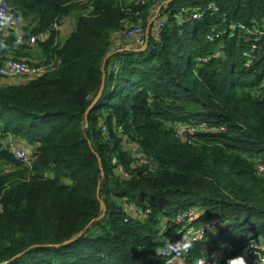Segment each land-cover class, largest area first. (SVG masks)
Listing matches in <instances>:
<instances>
[{"label": "trees", "instance_id": "obj_1", "mask_svg": "<svg viewBox=\"0 0 264 264\" xmlns=\"http://www.w3.org/2000/svg\"><path fill=\"white\" fill-rule=\"evenodd\" d=\"M0 1L21 18L25 38L49 32L36 45L47 69L0 82V264H167L156 250L181 239L173 219L188 208L222 224L191 242L188 264L221 236L234 251L218 264L236 256L250 264L238 251L264 240L256 167L264 162V0H158L161 38L150 30L155 20L143 51L117 36L129 24L146 28L149 1ZM66 16L75 23L60 42L53 24ZM27 49L0 22V62ZM175 121L202 130L187 143L168 126ZM8 135L31 152L30 168L8 152ZM128 142L153 167L139 164ZM100 201L106 213L96 221Z\"/></svg>", "mask_w": 264, "mask_h": 264}, {"label": "built area", "instance_id": "obj_2", "mask_svg": "<svg viewBox=\"0 0 264 264\" xmlns=\"http://www.w3.org/2000/svg\"><path fill=\"white\" fill-rule=\"evenodd\" d=\"M151 2V4L155 5L156 8L151 12V18L156 20L155 26L151 28L155 41H159L161 38L162 28L164 27V19L165 17L159 16V9L161 4L159 5L158 0H138L140 4H145L146 2ZM194 18H199L201 13L198 11H193L191 16ZM153 21V22H154ZM0 22L3 24L4 28L11 32L15 37L16 41L20 43H24L29 48H34L38 42H43L48 39L49 32L30 35L25 38V33L22 30V21L21 18L11 10L4 2L0 1ZM53 29H58V24H53ZM146 40V28L141 26L140 24H129L126 29L117 36V41L120 44L129 46V44L133 45L135 48L141 47ZM129 48V47H125ZM218 54V53H217ZM215 54V55H217ZM202 60V59H201ZM206 61V59H203ZM118 63L114 61L113 68L117 69ZM47 69L45 65L40 63H32L27 59L23 58H8L4 61L0 62V82L5 81L9 82L11 79H24L35 77ZM168 126L173 130L174 135L180 139L181 141H185L187 143H191V140H195L197 135L202 130L198 126L191 125H183L181 122H169ZM181 126H185L184 128H180ZM189 126V127H188ZM118 131L122 133V129L118 128ZM102 132L105 133L106 129L102 128ZM8 152L12 155L13 159L17 161L20 165L30 168L33 163V157L31 152L28 149H25L21 145H17L12 140H8ZM126 144V142H125ZM127 148L134 155L137 162L141 165H149L153 167L154 162L152 158L144 154L135 142H128ZM116 159H113L115 162ZM259 173H264V162L258 163L256 165ZM126 176V174H123ZM1 208V205H0ZM146 211L149 212L147 209ZM183 214V215H182ZM200 212L195 208L186 209L181 214H178L174 217V222L177 224H181L183 226V235H187L189 237L190 242H195L200 239H204L206 236L215 235L218 233L220 224H216L215 222H201ZM189 230V231H188ZM189 232V233H188ZM174 243V242H170ZM217 250H223L224 248L229 247L226 251L216 253L214 251L216 249L213 248L206 256L198 257L194 264H218L221 262L226 254H230V252L234 251L233 246L229 244V240L224 241V243H220ZM160 248V247H159ZM157 248V254L162 257H167V262L169 264H179L180 262H186V255L189 251H181L179 249H167V252L161 253ZM176 252L179 254L176 255ZM238 253H242L245 255L246 259L250 264H264V240L260 237L250 238L245 247L238 251ZM182 260V261H180Z\"/></svg>", "mask_w": 264, "mask_h": 264}, {"label": "water", "instance_id": "obj_3", "mask_svg": "<svg viewBox=\"0 0 264 264\" xmlns=\"http://www.w3.org/2000/svg\"><path fill=\"white\" fill-rule=\"evenodd\" d=\"M173 0H165L162 4H168L169 2H171ZM154 21V19H150L147 26H146V40H145V43L139 47V48H135V50L137 51H143L147 48L148 46V33H149V26L151 25V23ZM112 53H109L106 55V57L104 58V61H103V65H102V79H101V85H100V88L97 92V95L94 97V99L92 100V102L90 103V105L87 107L86 111H85V118L87 119V116L89 114V112L92 110V108L95 106V104L97 103V101L99 100L101 94H102V91H103V88H104V82H105V72H104V64H105V61L106 59L111 55ZM101 174H103V171L101 170ZM100 210H101V213L98 217L95 218V220H100L104 217L105 213H106V206L104 204L103 201H100ZM83 231H81L80 233H78L74 238L70 239V240H67L65 241L63 244H68V243H71L73 242L74 240H76L79 236H81ZM55 246H59V244H56ZM25 252V251H24ZM18 253L16 254L11 260L13 261L14 259H17L19 258L21 255H23V253ZM10 260V261H11Z\"/></svg>", "mask_w": 264, "mask_h": 264}, {"label": "crops", "instance_id": "obj_4", "mask_svg": "<svg viewBox=\"0 0 264 264\" xmlns=\"http://www.w3.org/2000/svg\"><path fill=\"white\" fill-rule=\"evenodd\" d=\"M74 23H75V19L72 16H66L63 18L58 28V36H57L58 41L60 42L63 41L71 33L74 27ZM23 25H25V23H23ZM18 55L21 56V58H26L27 60L36 63H39L43 59L42 51L38 46L20 52ZM18 81H19L18 79L9 80V82L11 83L13 82L17 83ZM19 142L21 144H24L22 140L21 141L19 140ZM179 264H183V262H180Z\"/></svg>", "mask_w": 264, "mask_h": 264}, {"label": "clouds", "instance_id": "obj_5", "mask_svg": "<svg viewBox=\"0 0 264 264\" xmlns=\"http://www.w3.org/2000/svg\"><path fill=\"white\" fill-rule=\"evenodd\" d=\"M221 237H218L217 241H219V239ZM168 247L173 249V250L179 249L181 251H187L189 248L192 247V244H191V242L189 240V237L187 235H182L181 239L179 241H177L176 243H174V244L173 243H168ZM165 258H166V262H167L168 258L167 257H165ZM167 264H169V263L167 262ZM183 264H188L187 263V257H186V262L183 261ZM227 264H246V261H245L243 256H236L235 258L229 259Z\"/></svg>", "mask_w": 264, "mask_h": 264}, {"label": "rangeland", "instance_id": "obj_6", "mask_svg": "<svg viewBox=\"0 0 264 264\" xmlns=\"http://www.w3.org/2000/svg\"><path fill=\"white\" fill-rule=\"evenodd\" d=\"M73 18H74V16H72ZM62 42V41H61ZM182 123V122H181ZM183 125H186V124H184V123H182ZM185 126H181L180 128H184ZM189 127V126H188ZM5 140H6V142L8 141V140H12V141H14V139L11 137V136H7L6 138H5ZM4 140V141H5ZM193 207H195V206H193ZM189 209H191V208H189ZM186 210V209H185ZM185 210H182V211H178L177 213L178 214H181L183 211H185ZM145 212H147L148 213V211H145ZM183 215V214H182ZM159 217H161V219L165 222V220H164V215H161V216H159ZM212 217H214V216H212ZM206 222H215L216 224H220L221 222H220V220L218 219V218H212V219H209V220H207ZM189 231V230H188ZM189 233V232H188ZM229 235V234H228ZM228 239L226 238V237H224V236H222L220 239H219V241L215 244V247H216V249L214 250V251H216L218 248H219V246H222L223 244H221L220 245V243H224V241H227ZM174 243H176V241L174 242ZM173 243V244H174ZM215 247H213V248H215ZM230 247V246H229ZM229 247H227V248H224L223 250H217L216 251V253H220V252H224V251H226ZM167 249H171V248H169L168 247V245H163V246H161L158 250H160L161 251V253H165V252H167L168 250ZM156 252H157V250H156ZM211 253H213V251H211ZM176 255L178 256L179 254L176 252ZM180 261H182V260H180Z\"/></svg>", "mask_w": 264, "mask_h": 264}]
</instances>
